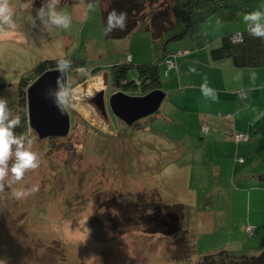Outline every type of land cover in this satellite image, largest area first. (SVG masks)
Wrapping results in <instances>:
<instances>
[{"label": "rangeland", "instance_id": "rangeland-1", "mask_svg": "<svg viewBox=\"0 0 264 264\" xmlns=\"http://www.w3.org/2000/svg\"><path fill=\"white\" fill-rule=\"evenodd\" d=\"M9 3L17 27L0 34V84H4L0 86V98L14 103L22 76L41 60L77 57L85 60V67L68 72L69 135L40 139L32 127L27 129L26 137L33 141L31 150L38 155L39 167L19 182L9 184V174L5 190L0 192V264H195L208 253L228 248L237 252L233 246L239 243L264 244L263 229L250 237L236 228L232 231L223 223L225 218L216 216L230 210L229 206L226 212L219 210L218 197L224 196L223 189L230 182L225 184L222 173L220 178L214 176V166L201 158L199 142L208 137L211 125L206 123L210 131L202 132L205 138L201 137L205 122L199 114H185L184 123L179 125L176 122L181 119L155 117L159 110L133 126L109 110L113 126L108 127L84 102L100 71H109L114 63L127 61L130 55L135 64L153 59L151 31L138 30L123 39H107L101 0L75 4L59 1L56 10L72 18L67 30L46 27L38 18L33 24L40 8L33 5V0ZM244 15L232 22H221L214 15L202 23L196 37L223 29L237 33L247 26ZM96 67L101 70L93 74L91 70ZM160 67L164 82V63ZM112 89L109 79L108 97ZM194 107L204 109L205 105ZM167 110L163 107L164 112ZM146 121L151 123V130L137 134L134 127ZM172 141L184 142V153L176 151V142ZM14 162L13 155L9 167ZM32 188L38 191L22 199L12 195ZM226 194L230 196L231 190ZM139 195L162 210L165 205L182 204V230L171 235L151 234L144 226L129 221L125 214L127 210V216L132 212ZM147 210L150 212V207ZM218 217L219 224L214 225ZM183 236L193 252L180 259L174 253L185 255L179 245Z\"/></svg>", "mask_w": 264, "mask_h": 264}, {"label": "crops", "instance_id": "crops-1", "mask_svg": "<svg viewBox=\"0 0 264 264\" xmlns=\"http://www.w3.org/2000/svg\"><path fill=\"white\" fill-rule=\"evenodd\" d=\"M215 26L218 29V25ZM228 31L234 30L223 29V32L212 35L204 33L201 37H193L197 39L190 38L179 43L177 48L185 49L187 53L177 58V66L167 70L164 65L166 80L160 88L166 96L159 115L155 117L165 121H170L169 117L181 119L182 122L177 120L176 123L182 125L185 114L195 111L202 123L211 125L208 137L205 138L201 130V137L205 138L199 142L203 153L201 158L214 166V176L220 178L222 173L225 184L230 182L228 188L225 186L223 189L224 196L218 194L221 200L219 210L226 212L228 206L230 210L226 212L228 214L216 213V216L225 218L223 223H227L232 231L236 228L248 234L249 225L264 230V67H235L231 59L213 61L210 49ZM102 72L105 71L99 74ZM205 82L214 90L215 99L206 98L201 91ZM198 103L204 104V109L195 110L197 107L194 105ZM163 107L168 108L167 112L163 111ZM143 124L144 127L136 129L137 134H147L151 130L150 122ZM235 131L249 133L250 138L237 144L232 136ZM172 142H176V151L184 153V142ZM238 158L244 159V162L240 163ZM228 189L231 190L230 196L226 194ZM219 217L214 225L219 224ZM233 249L243 254L261 253L264 244L239 243Z\"/></svg>", "mask_w": 264, "mask_h": 264}, {"label": "trees", "instance_id": "trees-1", "mask_svg": "<svg viewBox=\"0 0 264 264\" xmlns=\"http://www.w3.org/2000/svg\"><path fill=\"white\" fill-rule=\"evenodd\" d=\"M33 1V5L38 8L48 2V0ZM59 1L75 4L92 0ZM101 1L104 29L107 25L108 14L111 11L116 10L117 12L127 14L126 28L123 31L117 29L110 34H105L107 39H123L138 30L151 31L153 50V59L151 61L137 64L132 63V60L117 61L109 69L110 82L114 91L122 90L127 93H137V95H142L150 90L161 87L163 79L160 66L163 63L166 66L165 60L178 50L177 47H174V44L199 35L202 23L207 19L216 15L221 22H232L240 14L257 10L264 12V0ZM236 34H241L239 40H233ZM210 56L213 61L231 59L235 67H264V40L249 35L247 27L237 33L228 31L220 37L217 45L212 46ZM60 58L71 60L72 69L85 67L84 59L69 56L56 57L41 60L28 75L22 76L18 86V99L14 103H7L9 109L21 117V127L14 130L17 135L24 134L27 136V129L30 126L27 100L29 86L41 74L47 70L56 68L57 60ZM100 70L101 67H96L91 72L95 74ZM0 86H4V84L2 83ZM14 105L16 106L14 107ZM135 124L136 122L132 125L135 126ZM144 125L143 123H139L134 128L141 129ZM146 199L145 195H139L138 202H132V212L127 216V210L125 214V217L129 221H134L135 224L144 226L145 231L151 234L164 233L171 235L182 230L185 221L184 206L182 204L165 205L164 210H162L156 205L148 204L149 201L146 202ZM149 207L150 212L147 210ZM96 216L98 215L95 214ZM188 243L186 236L180 238V250L185 255L178 256V253H174L180 259L188 258L192 255L193 250ZM195 264H264V250L259 254L251 255L224 249L218 253L205 254Z\"/></svg>", "mask_w": 264, "mask_h": 264}, {"label": "clouds", "instance_id": "clouds-1", "mask_svg": "<svg viewBox=\"0 0 264 264\" xmlns=\"http://www.w3.org/2000/svg\"><path fill=\"white\" fill-rule=\"evenodd\" d=\"M58 3L59 0H48L47 4L36 10V16L33 17L32 23L35 24L38 18L46 27L55 26L56 28L67 30L71 26L72 18L64 12L56 10ZM243 20L247 25L249 35L264 40V12L257 10L246 13ZM126 26L127 14L113 10L107 17L105 34H110L117 29L123 31ZM16 27L17 25L13 19V9L9 0H0V34H4L6 28L15 29ZM71 67V60L66 58L57 60L56 70L60 73V77H58L56 89L49 92L62 112L71 104V93L62 85L61 78ZM192 71H195V69H192ZM201 91L206 98H216L214 90L208 87L207 82L201 85ZM18 127H21V117L14 115L9 109L7 101L4 98H0V192L5 190L9 174H11L12 178L9 184L11 182H19L25 177L27 172L39 167L38 155L31 150L33 141L24 134L17 135L14 130ZM13 146H15L14 152ZM13 155L15 162L9 167V160ZM36 191H38V188L18 190L14 191L12 195L19 200L30 192Z\"/></svg>", "mask_w": 264, "mask_h": 264}, {"label": "water", "instance_id": "water-1", "mask_svg": "<svg viewBox=\"0 0 264 264\" xmlns=\"http://www.w3.org/2000/svg\"><path fill=\"white\" fill-rule=\"evenodd\" d=\"M69 72V71H68ZM68 72L61 78L62 85L68 88ZM60 73L54 69L41 74L28 88V115L30 126L37 132L40 139L50 136H67L71 130V116L66 109L61 111L57 107L50 90L56 89ZM110 72L99 74L97 84L85 95L84 102L93 111V115L104 125L113 126L111 112L132 125L138 120L155 114L160 110L166 92L161 88L137 95L125 91L113 92L107 98Z\"/></svg>", "mask_w": 264, "mask_h": 264}, {"label": "built area", "instance_id": "built-area-1", "mask_svg": "<svg viewBox=\"0 0 264 264\" xmlns=\"http://www.w3.org/2000/svg\"><path fill=\"white\" fill-rule=\"evenodd\" d=\"M240 38H241V34H236L233 37V40H239ZM186 53H187V51L185 49H178L176 52L172 53L171 57H169V58H167L165 60L166 69L169 70L172 67L177 66L176 65V58L179 57V56L185 55ZM127 60L131 61L132 60L131 56H129ZM202 131H203L204 134L209 132L210 131V126L208 124H204L203 127H202ZM232 136H233L234 141L237 144L245 142V141H247L250 138L249 133L241 132V131H235ZM239 160L241 162L244 161V159H242V158H239ZM247 232H248L249 236H253L257 232V227L255 225H249L247 227Z\"/></svg>", "mask_w": 264, "mask_h": 264}]
</instances>
